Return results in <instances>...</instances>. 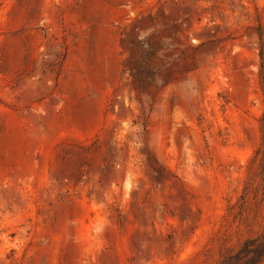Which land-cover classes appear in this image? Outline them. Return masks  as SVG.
I'll list each match as a JSON object with an SVG mask.
<instances>
[{
	"label": "rangeland",
	"instance_id": "obj_1",
	"mask_svg": "<svg viewBox=\"0 0 264 264\" xmlns=\"http://www.w3.org/2000/svg\"><path fill=\"white\" fill-rule=\"evenodd\" d=\"M259 35L264 0H0V264H220L262 234Z\"/></svg>",
	"mask_w": 264,
	"mask_h": 264
},
{
	"label": "trees",
	"instance_id": "obj_2",
	"mask_svg": "<svg viewBox=\"0 0 264 264\" xmlns=\"http://www.w3.org/2000/svg\"><path fill=\"white\" fill-rule=\"evenodd\" d=\"M259 79L261 91L264 95V47L259 35ZM263 144L260 150L256 153L258 159V176L261 178L262 199L261 203L264 206V113L260 121ZM264 261V231L257 237L250 238L242 242L236 251L227 253L222 258L220 264H261Z\"/></svg>",
	"mask_w": 264,
	"mask_h": 264
}]
</instances>
